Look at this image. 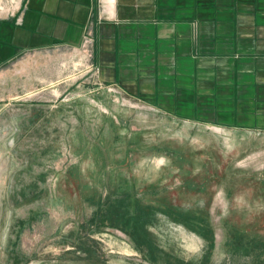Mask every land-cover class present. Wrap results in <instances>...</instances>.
I'll return each mask as SVG.
<instances>
[{"label":"rangeland","instance_id":"374dc122","mask_svg":"<svg viewBox=\"0 0 264 264\" xmlns=\"http://www.w3.org/2000/svg\"><path fill=\"white\" fill-rule=\"evenodd\" d=\"M19 2L0 0V16ZM47 94L8 100L0 117V264H264V135L179 121L116 92L102 98L104 125L86 124ZM45 102L32 121L25 104ZM137 208L156 252L96 225Z\"/></svg>","mask_w":264,"mask_h":264},{"label":"crops","instance_id":"0c3cea01","mask_svg":"<svg viewBox=\"0 0 264 264\" xmlns=\"http://www.w3.org/2000/svg\"><path fill=\"white\" fill-rule=\"evenodd\" d=\"M114 86L179 121L264 135V0H20L0 16V117L47 92L104 125ZM25 107L34 121L50 106Z\"/></svg>","mask_w":264,"mask_h":264},{"label":"trees","instance_id":"16d2710c","mask_svg":"<svg viewBox=\"0 0 264 264\" xmlns=\"http://www.w3.org/2000/svg\"><path fill=\"white\" fill-rule=\"evenodd\" d=\"M136 212H137L136 213L137 215L135 216V218L129 219V218H124V215L120 216L117 213V211H115L113 213H112V211H110V212L105 213L103 216L99 217L98 219H96V222H98L96 225L100 226L99 228H102V225L106 224L112 228L121 229L122 231H125L126 233L132 235V237H134V239L137 242L141 241V244L145 245L147 243V241L150 239L148 237V233L145 230V227L149 223V220H147V218H149L148 217L149 216V210L137 208ZM120 217L122 218L121 221H120ZM205 225L206 224H204V226ZM197 231L205 237H207L208 235H211V234H209L211 232H210L207 225L205 227H203V229H198ZM133 235H135V236H133ZM148 245L151 248L150 251H152V252L157 251V249L153 246V244L151 242ZM90 253H91V251H90Z\"/></svg>","mask_w":264,"mask_h":264},{"label":"water","instance_id":"95a60500","mask_svg":"<svg viewBox=\"0 0 264 264\" xmlns=\"http://www.w3.org/2000/svg\"><path fill=\"white\" fill-rule=\"evenodd\" d=\"M112 90L116 93L121 94L125 100L130 101L133 105L137 106H147L145 103L140 102L136 97H133L132 95L128 94L127 92L123 91L121 88L118 86H114Z\"/></svg>","mask_w":264,"mask_h":264},{"label":"built area","instance_id":"2783aa9c","mask_svg":"<svg viewBox=\"0 0 264 264\" xmlns=\"http://www.w3.org/2000/svg\"><path fill=\"white\" fill-rule=\"evenodd\" d=\"M30 96H33V94H28V95H26L25 97H30ZM24 97V98H25ZM23 97H19L18 99H22Z\"/></svg>","mask_w":264,"mask_h":264}]
</instances>
